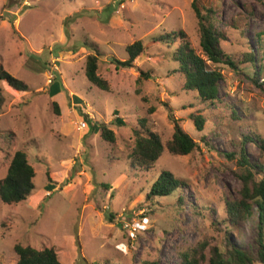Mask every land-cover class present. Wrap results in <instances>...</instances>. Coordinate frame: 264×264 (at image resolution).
Wrapping results in <instances>:
<instances>
[{"label":"rangeland","instance_id":"1","mask_svg":"<svg viewBox=\"0 0 264 264\" xmlns=\"http://www.w3.org/2000/svg\"><path fill=\"white\" fill-rule=\"evenodd\" d=\"M192 1L0 0V64L28 85L25 92L2 85L0 180L16 150L26 154L34 169V189L26 200L0 201V264H15L16 243L53 246L62 264H144L153 259L179 264L180 251L204 238L222 249L226 238L252 249L255 208L240 234L213 224L210 208L220 214L223 200L239 188L236 162L225 157L231 148L226 139L248 128L264 137V94L247 78L219 66L227 86L221 87L219 101L201 102L195 92L183 89L170 57L174 46L152 41L155 35L182 29L199 51ZM197 1L216 9L224 22L220 26L231 19L237 26L228 30L223 50L242 60L249 45L254 64L264 68L257 51L259 42L264 47V36H257L264 31V0ZM135 40L144 51L133 67L116 68L111 59H126L125 47ZM93 46L99 52L97 73L108 81V92L84 74ZM238 66L253 74L250 62ZM140 70L150 77L137 81ZM235 110L240 120H231ZM170 112L199 147L184 156L163 149L150 169L131 168L132 129L138 119L145 117L149 129L165 141L173 133ZM192 114L204 117L201 131ZM84 115L92 124L106 123L115 142L103 141ZM202 136L209 139L208 146L200 143ZM244 150L249 162L257 158V145L247 141ZM161 170L187 183L181 205L175 191L146 198ZM33 201H38L35 208L28 204Z\"/></svg>","mask_w":264,"mask_h":264},{"label":"trees","instance_id":"2","mask_svg":"<svg viewBox=\"0 0 264 264\" xmlns=\"http://www.w3.org/2000/svg\"><path fill=\"white\" fill-rule=\"evenodd\" d=\"M192 9L197 22L199 35L197 51L186 32L182 29L164 32L155 35L152 41L161 42L166 45H173L174 50L170 57L177 63L175 71L182 77V86L185 91H193L201 102L213 103L219 101L221 87L226 88L227 82L219 66H226L232 70L240 79L247 78L248 81L264 94V68L254 64L253 50L247 45L248 50L242 53V60H234L227 51L221 47L222 42L229 37L228 30L238 29L233 20H227L224 27L216 9L210 4L192 1ZM258 37L264 36L261 31ZM86 45V44H85ZM92 46V45H91ZM95 49V47L93 46ZM127 58L119 60L111 59L116 68L133 67V61L144 51L141 41L135 40L126 45ZM257 51L264 60V47L259 42ZM99 52H91L86 55L84 74L86 79L102 91H109V84L106 79L97 73ZM250 62L254 69L251 76L239 70V63ZM150 77V72L138 73L137 81ZM2 85L9 87L16 92H25L28 85L20 79L8 73L0 64V109L5 97L2 92ZM139 89L135 92L138 93ZM144 99V98H143ZM55 113L58 114V106L53 102ZM153 108L148 112L150 113ZM241 113V111H239ZM84 119L93 132L99 131L100 138L110 144L115 142L116 136L106 123L92 124L86 115ZM169 119L173 126L171 137L162 141L160 136L149 129L146 118L138 119L137 126L132 129L134 146L130 152V166L133 169L148 170L161 155L163 149L176 156H184L192 153L199 142L190 136L181 127L178 120L170 112ZM191 119L198 131L203 129L204 117L200 114H192ZM231 120H240L238 112H231ZM216 134V133H215ZM203 145L208 146L209 139L205 136L200 138ZM236 139V140H235ZM251 142L257 145L258 156L249 162L244 150V143ZM226 142L230 144V150L225 157L236 162L234 174L238 178L239 188L236 194H228L223 200L222 212L218 214L213 208V224H224V230L228 233L240 234V226L253 216V209H256L254 221V241L252 249L240 247L227 240L222 247L218 244H211L206 238L198 240L179 253V264H264V137L248 128L246 133H235L228 137ZM34 169L29 164L26 154L23 151L13 152L5 176L0 180V201L3 203L17 204L26 200L34 189L32 179ZM103 186V185H102ZM187 183L175 177L169 171L161 170L157 178L152 182L146 198L163 197L177 192L179 205L183 203V194ZM202 215L201 212H197ZM110 219L113 218L109 214ZM220 230V228H218ZM13 250L17 255L15 264H62L53 246L36 249L30 245L14 244ZM144 264H159L157 259L146 260Z\"/></svg>","mask_w":264,"mask_h":264},{"label":"crops","instance_id":"3","mask_svg":"<svg viewBox=\"0 0 264 264\" xmlns=\"http://www.w3.org/2000/svg\"><path fill=\"white\" fill-rule=\"evenodd\" d=\"M29 204V207H36L37 206V204H38V201H33V202H30V203H28Z\"/></svg>","mask_w":264,"mask_h":264},{"label":"built area","instance_id":"4","mask_svg":"<svg viewBox=\"0 0 264 264\" xmlns=\"http://www.w3.org/2000/svg\"><path fill=\"white\" fill-rule=\"evenodd\" d=\"M79 125H80V128H83V127H85V122L81 121Z\"/></svg>","mask_w":264,"mask_h":264}]
</instances>
